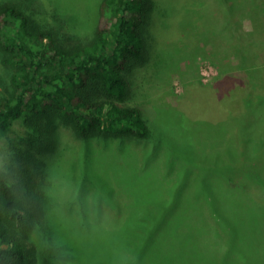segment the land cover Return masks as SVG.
Wrapping results in <instances>:
<instances>
[{
  "label": "rangeland",
  "instance_id": "374dc122",
  "mask_svg": "<svg viewBox=\"0 0 264 264\" xmlns=\"http://www.w3.org/2000/svg\"><path fill=\"white\" fill-rule=\"evenodd\" d=\"M101 1L0 0V6L27 4L45 22L46 10L55 7L56 25L84 41L93 34ZM159 1L169 10L156 17L152 49L156 62L167 66L157 70L145 62L131 75L132 102L145 106L152 135L86 140L61 126L45 142L50 147L37 155L44 162L43 196L38 199L36 189L21 191L45 216L31 233L34 264H264V164L250 165L256 156L264 159V152L245 161L234 118L246 117L232 109L229 97L243 98L235 90L264 77V45L254 36L246 40L254 50L242 48L249 61L256 51L251 72L238 65L237 52L220 35L202 39L208 29L225 24L227 9L219 0ZM238 27L247 34L255 24L244 17ZM7 74L0 61V76ZM256 134L264 141V131ZM24 136L25 125L16 121L9 138L32 149L20 143ZM7 147L0 140V171L15 182L20 150L8 161ZM48 220L52 231L68 237L57 254L45 231Z\"/></svg>",
  "mask_w": 264,
  "mask_h": 264
},
{
  "label": "trees",
  "instance_id": "16d2710c",
  "mask_svg": "<svg viewBox=\"0 0 264 264\" xmlns=\"http://www.w3.org/2000/svg\"><path fill=\"white\" fill-rule=\"evenodd\" d=\"M219 2L227 9L225 24L208 29L209 36L202 39L220 35L230 43L228 48L237 52L241 60L238 65L255 72L256 51L249 61L242 48L254 50L246 42L254 36L260 46L264 45V0ZM32 10L27 4L0 6V61L8 70L6 78L0 76V140L8 143V161L15 159L20 150V165L15 167L19 173L15 176L20 180L14 182L0 171V264L35 262L37 250L31 233L43 225L45 216L28 204L21 191L26 188L29 193L36 189L37 198L43 196L39 187L44 162L37 155L50 147L45 142L54 138L61 126L71 128L76 136L86 140L100 136L150 138L152 129L145 106L132 102L131 75L135 66L145 62L157 70L167 66L165 62H156L157 53L152 49L156 17L169 10L159 0H102L93 34L84 41H74L56 25L55 7L46 10L49 18L46 22ZM244 17L255 24V29L247 34L243 31L242 34L238 27ZM218 20L224 22L223 18ZM162 26L165 27L164 22ZM233 42L240 47L232 45ZM230 65L236 67L235 63ZM256 78L235 90L236 96L243 92V98L238 96L235 101L229 96L232 109H242L246 117L244 122L239 116L234 118L242 132L245 161L248 154L264 152V141L258 139L263 134H256L264 131V77ZM19 120L25 125L20 143L24 144V140L33 145L32 149H23L9 138ZM234 141L231 137L230 142ZM254 144L261 147L256 150ZM261 163L264 164V159L256 156L250 165ZM228 166L236 170L234 165L227 164V169ZM236 172L238 175L242 170ZM226 178L230 184L235 181L233 176ZM48 222L45 231L50 233V246L54 250L68 237L61 234L62 230L52 231ZM55 249L57 254L61 247Z\"/></svg>",
  "mask_w": 264,
  "mask_h": 264
}]
</instances>
